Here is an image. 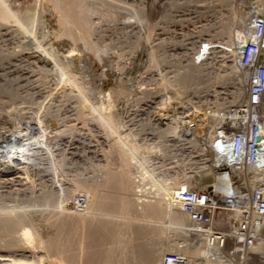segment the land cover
I'll return each instance as SVG.
<instances>
[{"label":"rangeland","instance_id":"rangeland-1","mask_svg":"<svg viewBox=\"0 0 264 264\" xmlns=\"http://www.w3.org/2000/svg\"><path fill=\"white\" fill-rule=\"evenodd\" d=\"M33 1V3H31L32 0L27 1L28 3L26 0L7 1L10 7L22 6L27 9V13L30 12L22 13V15L27 14L23 15L27 23L30 20L27 24L29 34H21L18 29L20 27L15 24L3 26L4 24L0 22V210L9 208L11 211L18 212L25 218V227L29 228L33 225V230L41 229L46 225L47 218L49 225L48 220L52 219V224L56 221L55 219L63 215L65 208L74 210L79 207L85 212L83 205H77L78 201L80 198H85V201L91 199L93 191L91 188L95 187L93 189H98L101 193H103L102 190L104 191L102 196H99L102 199L99 200L104 202V204L101 202L103 207L111 204L114 199H116L114 202L119 203V205L107 206L108 208L113 206L115 212L113 210L111 213L106 210L91 211L93 215L95 212L97 218L93 215L91 218L88 217L89 220L111 221L113 226L110 223V228H115V224L119 226V229L118 226L116 228L117 233L113 235L111 231H116L108 230L112 237L108 232L106 233L107 237L110 235L108 239L111 240L106 241L109 243H105L104 249L107 254H110L111 261H114L112 264H139L135 250L137 251L138 246L142 245L152 244L161 250L159 264L162 263L165 254H171V250L175 251V253L172 251V254H179L178 251L190 242L191 236H182L173 229L167 230L164 219L158 220L157 216L145 214V208L142 207L144 205L136 201V198L142 196L144 200V197L156 196L157 186L154 185L152 177H155L154 180L165 181V183L174 182V178L180 179L184 176L186 179L190 178L188 174L191 171L190 167L197 162V158L201 159V155L199 156L201 153L194 146V144L197 145V137L201 134L203 139H206L212 129L218 125L224 112L241 102V86L247 84V81L245 75L237 70L235 63L243 46L241 26L248 22L249 11L251 6H255L256 0H65L68 5L63 0L64 5L61 4V0ZM30 7H34L37 13L34 9L28 11ZM26 9L23 12H26ZM77 10L83 13L80 19L75 17L74 12ZM32 11L36 14L34 15ZM57 13L61 16L57 17L55 15ZM28 15H31L32 19ZM56 17L62 21H57ZM80 21H83V24ZM130 21L134 24H129ZM238 24H240V30L233 38L234 29ZM43 26L45 28L47 26L46 30ZM63 26L69 28L70 38L76 42L71 49L77 47L76 53L79 51L82 55L78 63L66 61L65 66L69 67L73 75L75 74L76 81L81 84L83 94L86 98L88 97L89 103L96 105L95 107L101 106L99 114L109 116L110 125L115 128V131L117 130L115 134L110 132L106 124L96 120L97 114L92 116L86 112L83 119L77 117L83 106L76 89L62 86L60 75L51 71L49 68L51 66L37 70L32 61L28 62L26 59L28 53L39 51V47L48 49L49 45L53 46L54 40L51 38L56 37V34L60 35L58 28ZM47 29L49 33H45ZM92 30L98 35L93 36ZM52 31L55 34L51 33ZM87 31L88 34L85 33ZM81 33H85V36L89 35L91 39L86 37L87 39L84 40L85 36ZM79 36L83 42L78 40ZM231 38H233L232 42ZM87 40L92 41L91 44ZM80 42L82 45H86L87 42L90 46L87 45V48L84 45L86 48L84 46L81 48ZM141 47L147 48L149 61L143 57L141 64L135 67L136 51ZM81 50L85 53H80ZM93 51H107V54L117 58L112 66H106L98 61L97 56L95 57L96 52L94 54ZM131 68L133 71L128 75ZM127 76L129 79L125 78ZM111 80L116 82L110 87ZM108 89L112 94H109L110 99L98 100L99 94L108 92ZM166 116L169 120L164 119ZM160 117L162 118L158 120ZM172 118H180L181 123L172 121ZM118 136L125 137L124 141L127 140V143L133 145L137 153L143 156V165L135 160L129 161L130 157L120 154L117 146ZM204 142L208 143V139L203 140ZM144 170H148V174H145ZM116 171L126 174L123 173L127 177L125 178L127 184L129 183V189L118 191L108 186L107 189L104 187L106 175ZM150 174L154 175L151 177ZM136 183H140L137 184L139 189H135ZM206 184L208 183L204 182L193 187L203 188ZM98 185L102 190L96 188L99 187ZM99 191L98 194H100ZM117 192L119 195L122 192V196H119ZM105 198H109L108 201L112 200L108 203L104 200ZM119 201L130 203L127 205L124 202L120 205ZM117 206H124L128 212H124L123 207H120L119 211ZM129 207L133 210H129ZM106 212L110 214L109 217ZM104 215L107 216L104 217ZM37 222H45V224L41 223V226ZM229 223L228 226L220 225V227L232 233L234 219L232 218ZM134 226L145 228V234L141 238L133 232ZM86 228L84 227L83 230ZM84 235L86 236V233ZM232 249L228 248L225 252L228 262L262 264L260 263L262 255L258 252L251 251L247 256L249 260L245 257L246 261L243 262L237 251ZM180 254L187 257L185 254Z\"/></svg>","mask_w":264,"mask_h":264},{"label":"bare ground","instance_id":"bare-ground-1","mask_svg":"<svg viewBox=\"0 0 264 264\" xmlns=\"http://www.w3.org/2000/svg\"><path fill=\"white\" fill-rule=\"evenodd\" d=\"M9 0H0V22H2V24H4L3 26H10V25H14L15 26H18L20 28V33L21 34H26L28 33V28H27V24L30 22L27 23V19L25 16L23 15H27L29 13H27V9L22 7V6H16V7H10L8 2L6 4V2ZM14 1V0H13ZM17 1V0H16ZM29 2V0H26V2ZM31 1V0H30ZM45 1V0H43ZM55 1V0H54ZM58 1V0H57ZM68 1V0H67ZM230 1H233V0H230ZM27 2V3H28ZM34 1L32 0L31 3H33ZM50 2V1H49ZM48 2V3H49ZM61 4L62 3V0L60 1ZM63 2H65V0H63ZM254 2V1H253ZM13 3V2H12ZM41 3V2H40ZM57 3V2H56ZM66 3V2H65ZM71 3V2H70ZM69 3V4H70ZM75 3V2H74ZM101 3V1H100ZM251 3V2H250ZM249 3V4H250ZM60 4V5H61ZM68 5V3H66ZM22 5V3H21ZM26 4L24 3V6ZM32 6V4H30ZM34 5V4H33ZM38 5V3H37ZM36 4L34 6H37ZM42 5V4H41ZM64 5V4H63ZM72 5V4H71ZM74 5V4H73ZM232 5V4H231ZM254 5V4H253ZM103 6V5H102ZM27 7V5H26ZM43 7V6H42ZM41 7V8H42ZM45 7V6H44ZM43 7V8H44ZM60 7V6H59ZM64 7V6H62ZM61 7V8H62ZM69 7V6H68ZM71 7V6H70ZM74 7V6H73ZM229 7V6H228ZM231 7V6H230ZM250 7V5H249ZM252 7V6H251ZM29 8V7H28ZM43 8L41 9L43 11ZM56 8V7H55ZM60 8V9H61ZM77 8V7H76ZM254 12H262L264 10V0H256L255 2V7H254ZM24 9H26V12H23ZM31 9H34V7H30V10L28 11H31ZM40 9V8H39ZM248 9V8H247ZM35 10V9H34ZM58 10V9H57ZM63 10V8H62ZM65 10V9H64ZM69 10V8H68ZM75 10V9H74ZM114 10V9H113ZM231 10V9H230ZM250 10V9H249ZM46 11V10H45ZM80 11H83V10H80ZM160 11V10H158ZM33 12V11H32ZM36 12V10L34 11ZM33 12V14H34ZM47 12V11H46ZM51 12V10H50ZM49 12V13H50ZM65 12V11H64ZM253 12V13H254ZM22 13H27V14H23ZM37 13V12H36ZM35 13V14H36ZM60 13V12H59ZM66 13V12H65ZM75 13V17H80L82 16V12L80 13L78 10ZM251 13V11H249V14ZM32 14V15H33ZM34 14V15H35ZM41 14V13H40ZM39 14V15H40ZM62 14V13H60ZM64 14V13H63ZM70 14V12L68 13ZM38 15V16H39ZM49 15V14H48ZM57 17L61 16L59 15L58 16V13L55 14ZM29 16V15H28ZM31 16V15H30ZM29 16V17H30ZM43 16V15H42ZM69 16V15H68ZM71 16V15H70ZM69 16V17H70ZM72 16H74L72 14ZM71 16V17H72ZM86 16V15H85ZM84 16V17H85ZM131 16V15H130ZM34 18H36V16H33ZM51 17V15H50ZM57 19V21H62V19ZM67 17V16H66ZM67 17V18H69ZM70 17V18H71ZM140 17V16H139ZM32 19V17H30ZM65 18V17H63ZM69 18V19H70ZM83 18V17H82ZM91 18V17H90ZM49 19V18H48ZM75 19V18H74ZM43 21V19H41ZM50 20V19H49ZM73 20V19H72ZM89 20V19H87ZM86 20V21H87ZM147 20V19H146ZM23 21V22H22ZM32 21V20H31ZM47 21V20H46ZM65 21V20H64ZM70 21V20H68ZM74 21V20H73ZM71 21V22H73ZM55 22V21H54ZM83 21H80L81 24ZM136 22V21H135ZM143 22V21H142ZM149 22V21H148ZM44 23V22H43ZM51 23V22H50ZM53 23V22H52ZM70 23V22H69ZM74 23V22H73ZM75 23H76V20H75ZM74 23V24H75ZM85 23V22H84ZM127 23V22H126ZM129 24H134V22H128ZM17 24V25H16ZM31 24V23H30ZM41 24V23H40ZM57 24V23H56ZM60 24V23H59ZM79 26V23H77ZM80 24V25H81ZM90 24V23H89ZM88 24V26H89ZM140 24V23H139ZM150 24V23H149ZM55 25V23H54ZM62 25V24H61ZM115 25V24H113ZM138 25V24H137ZM145 25V24H144ZM143 25V26H144ZM2 26V25H1ZM87 26V25H86ZM93 26V25H92ZM96 26V25H95ZM124 26V24H123ZM129 26V25H127ZM132 26V25H131ZM135 26V25H134ZM160 26V25H159ZM247 26H248V23L246 21V25H242L241 27V38H242V43H244V41L246 40L247 38ZM58 27V26H57ZM74 27V25H73ZM81 27H84L81 25ZM80 27V28H81ZM94 27V26H93ZM92 27V28H93ZM101 27V26H100ZM240 24H238L237 27H235V35L233 36L231 34V36H233V38L238 34L237 31L240 30ZM245 27V28H244ZM3 28V27H1ZM16 28V27H14ZM43 28H45V26H43ZM47 28V26H46ZM45 28V30H46ZM56 28V27H54ZM53 28V29H54ZM76 28V27H75ZM86 28V27H85ZM88 28V27H87ZM86 28V29H87ZM91 28V27H89ZM112 28V27H111ZM118 28V27H117ZM120 28V27H119ZM125 28V27H123ZM139 28V27H138ZM142 28V27H141ZM7 29V28H6ZM52 29V28H50ZM57 29V28H56ZM60 29L59 30V34H56V37L54 38H51L54 40V44H51L53 46H55L53 48V46L49 45V48L48 49H43L39 47V51H35V52H32V53H28L27 54V61H32V64L35 65V67L37 68V70H41V69H44L45 67H49L51 69V71H55L57 72L59 75H60V82L62 84V86H68V87H71L72 89H76V92L82 102V106H83V109L82 111L79 112L78 116L80 119H83V116L84 114L87 112V113H90L92 114V116L95 114H97V118L96 120H99L98 122L100 123H104L106 124L109 129H110V132L114 133L117 131H115L111 125H110V122L108 120V117H106L105 115V118L107 119L108 123H106L107 121H105L106 119L103 118L104 116H102L101 114H99V108L101 107L100 104L99 106L100 107H95L96 105H92L91 102L89 103V101L87 100V98L84 96V90L83 88L81 87V84L76 81L77 79L75 78V74L73 75V73H71L69 67H66L65 66V62L69 61V62H74L76 61V63H78V60L81 58L82 55L79 54V51L78 53H76V50L77 49H71L72 48V45H76V42H74L72 40V38H70V30L67 26H63V27H60L58 28ZM74 29V28H73ZM79 29V27H78ZM94 29V28H93ZM144 29V28H143ZM10 30V29H9ZM44 30V31H45ZM55 30V29H54ZM82 30V28H81ZM81 30H79L81 32ZM130 30V29H129ZM142 30V29H141ZM146 30V29H145ZM16 31V30H15ZM32 31V30H31ZM77 31V30H76ZM78 31V33H79ZM85 31V29H84ZM96 31V29H95ZM101 30H99L100 32ZM134 31V30H133ZM50 31L47 29V32L45 33H49ZM74 32V31H73ZM126 32V31H125ZM129 32V31H128ZM163 32V31H162ZM198 32V31H197ZM12 33V32H11ZM51 33H54L53 31ZM58 33V31H57ZM77 33V34H78ZM88 34V31L85 32ZM85 33L84 36H85ZM93 33V30L92 32ZM132 33V32H131ZM141 33V32H140ZM161 33V32H160ZM9 34V33H8ZM14 34V33H13ZM19 34V33H18ZM29 34V33H28ZM55 34V33H54ZM53 34V35H54ZM76 34V35H77ZM80 34V33H79ZM82 34V33H81ZM82 34V35H83ZM86 34V35H87ZM95 36L96 33H93ZM197 34V33H196ZM25 35V36H26ZM48 35V34H47ZM46 35V36H47ZM58 35V36H57ZM64 35H66L65 37H63ZM92 36V34H90ZM98 35V34H96ZM131 35V34H130ZM138 35H139V32H138ZM147 35V34H146ZM210 35V34H209ZM1 36V35H0ZM24 36V35H23ZM49 36V35H48ZM89 36V35H88ZM88 36H85L83 37L84 40H86L87 38H89ZM90 36V37H91ZM132 36V35H131ZM156 36V35H155ZM181 36V35H180ZM20 37V36H19ZM18 37V38H19ZM51 37V36H50ZM74 37V36H73ZM78 37V36H77ZM87 37V38H86ZM102 37V35H101ZM184 37V36H183ZM190 37V36H189ZM37 38V37H36ZM47 38V37H45ZM75 38V37H74ZM80 36H79V39L80 40ZM82 38V40H83ZM86 38V39H85ZM139 38V37H138ZM227 38V36H226ZM229 38V37H228ZM233 38H231V42L233 41ZM10 39V38H9ZM30 39V38H29ZM44 39V38H43ZM91 39V38H89ZM182 39V38H181ZM201 39V38H199ZM77 40V41H78ZM35 41V40H34ZM51 41V40H50ZM81 41V40H80ZM89 41V44H91L90 40H87ZM1 42V41H0ZM45 42V41H44ZM83 42V41H81ZM80 42V47L83 48V46L85 45H82ZM85 42V41H84ZM228 42V41H227ZM3 43V42H2ZM30 43V42H29ZM34 43V42H33ZM36 43V42H35ZM72 43H75V44H72ZM79 44V42H77ZM204 43V42H203ZM207 43V42H206ZM220 43V42H219ZM86 42V47L88 48ZM195 44V43H193ZM38 45V44H37ZM82 45V46H81ZM94 45V43H93ZM214 45V44H213ZM212 45V46H213ZM9 46V45H8ZM78 46V45H77ZM84 46V48H86ZM90 46V45H89ZM14 47V46H13ZM184 47V46H183ZM187 47V46H186ZM205 47V46H204ZM208 47H209V44H208ZM218 47V45H217ZM19 48V47H18ZM90 48V47H89ZM104 48V47H103ZM191 48V47H189ZM213 48H215L213 46ZM225 48V47H224ZM30 49V48H29ZM95 50L99 49V47L94 48ZM112 49V48H111ZM135 49V48H134ZM133 49V50H134ZM184 49V48H183ZM211 49V47H210ZM91 50V49H90ZM89 50V51H90ZM98 50V51H99ZM102 50V49H101ZM138 50V49H137ZM213 50V49H212ZM215 50V49H214ZM7 51V50H6ZM18 51V50H17ZM49 51V52H47ZM88 51V52H89ZM92 51V50H91ZM182 51V50H181ZM192 51V50H191ZM230 51V50H229ZM96 51H93L92 53H94ZM116 52V51H115ZM137 54H136V65H134L135 67L136 66H139L141 63V59L143 57L146 58V61L148 60L147 58V48L146 47H141L138 51H136ZM213 52V51H212ZM2 53V52H1ZM80 53H85L84 51H80ZM3 54V53H2ZM7 54V53H6ZM17 54V53H15ZM95 54V53H94ZM8 55V54H7ZM93 55V54H92ZM80 56V57H78ZM85 56V54H84ZM87 56V55H86ZM85 56V57H86ZM97 56L98 58V61L101 62L102 64H106V66H112V63H114V60L115 58L117 57H113L112 55H109L107 54V51L103 52V51H100V52H96L95 54V57ZM181 56V55H180ZM184 56V55H183ZM186 56V55H185ZM203 56V55H202ZM214 56V55H213ZM217 56V55H216ZM13 57V55H12ZM25 57V56H24ZM75 57H78V58H75ZM94 57V58H95ZM87 58V57H86ZM203 57H201L202 59ZM24 59V58H22ZM123 59V58H122ZM187 59V58H186ZM210 59V58H209ZM214 59V58H213ZM212 59V60H213ZM97 60V59H96ZM151 60V59H150ZM184 60V59H183ZM25 61V59H24ZM97 61V62H98ZM125 61V60H124ZM149 61V60H148ZM185 61V60H184ZM231 61V60H230ZM66 62V63H67ZM98 62V63H99ZM152 62V61H151ZM186 62V61H185ZM184 62V63H185ZM229 62V61H228ZM25 63V62H24ZM149 63V62H148ZM26 64V63H25ZM28 65H30L29 63H27ZM31 64V65H32ZM119 64V63H118ZM79 65V64H78ZM99 65V64H98ZM101 65V64H100ZM115 65V64H114ZM207 65V64H206ZM40 66V68L38 67ZM85 66V65H84ZM34 67V68H35ZM82 67V66H81ZM238 67V66H237ZM77 68V67H76ZM32 69V68H31ZM114 69V68H113ZM137 69V68H136ZM20 70V69H19ZM18 70V71H19ZM109 70V69H108ZM112 70V69H111ZM110 70V71H111ZM237 70H240L241 69L238 67ZM7 71V70H6ZM10 71V70H9ZM32 71V70H31ZM34 71V69H33ZM32 71V72H33ZM43 71V70H42ZM107 71V70H106ZM132 68L129 69L128 71V75L132 73ZM150 71V70H149ZM38 72V71H37ZM105 72V70L103 71ZM242 72V71H241ZM11 73V72H10ZM31 73V72H30ZM46 73V72H45ZM134 73V72H133ZM238 73V71H237ZM20 74V73H19ZM29 74V73H28ZM243 74V73H242ZM22 75V74H21ZM20 75V76H21ZM30 75V74H29ZM31 75H33L31 73ZM121 75V74H120ZM237 75V74H236ZM44 76V75H43ZM57 76V75H56ZM115 76V75H114ZM130 77V76H129ZM42 78V77H41ZM126 79H129L128 76L125 77ZM38 79V78H37ZM115 79V78H114ZM117 80V78H116ZM122 80V79H121ZM126 81V80H125ZM130 81H131V78H130ZM114 80H111V82H109L111 86H114L112 84H114ZM127 82V81H126ZM184 82V81H182ZM58 86V85H57ZM109 86V85H108ZM247 86L248 84H245V85H242L241 86V102H245V99H246V91H247ZM233 88V87H231ZM86 89V88H85ZM83 90V91H82ZM110 89H108V92H104L103 94L100 93L99 94V97H98V100H102L103 98L105 99H110L108 98L111 94V92L109 91ZM114 90V89H113ZM66 92V91H65ZM114 92V91H113ZM70 93V92H69ZM110 94V95H109ZM77 96V95H76ZM211 96V95H210ZM104 99V100H105ZM100 100V101H101ZM99 101V103H100ZM109 101V100H108ZM98 102V101H97ZM104 102V101H102ZM81 106V105H80ZM108 106V105H107ZM80 108V107H79ZM78 108V109H79ZM105 108V107H104ZM76 110V109H75ZM102 111V109H100ZM109 111V109H108ZM78 113V112H77ZM89 116V115H88ZM91 116V115H90ZM91 116V117H92ZM162 117H164V115H161ZM76 117V119H77ZM162 117L158 118L161 119ZM174 117V116H173ZM87 118V117H86ZM85 118V119H86ZM115 118V117H114ZM186 118V117H185ZM95 119V118H94ZM93 119V121H95ZM110 119V118H109ZM164 119L166 120H169V117L166 116ZM171 119V118H170ZM90 120V119H89ZM157 120V121H158ZM180 118H172V121H175L176 123H179L180 122ZM82 121V120H81ZM84 121V120H83ZM87 122V121H86ZM92 122V121H91ZM169 122V121H168ZM174 122V124H176ZM184 122V121H183ZM181 123V122H180ZM97 124V123H96ZM103 124V125H104ZM169 124V123H168ZM172 124V122H171ZM83 125V124H82ZM177 125V124H176ZM101 126V125H100ZM188 126V125H187ZM107 127V128H108ZM167 127V126H166ZM173 127V126H172ZM175 127V126H174ZM123 129V128H122ZM169 129V127H168ZM173 130V129H172ZM108 131V130H107ZM195 131V130H194ZM109 132V133H110ZM120 132V131H119ZM119 132H117L119 134ZM122 132V130H121ZM128 132V131H127ZM165 132V131H164ZM105 133V132H104ZM167 133V132H166ZM172 133V132H171ZM124 134V133H123ZM164 134V133H163ZM162 134V135H163ZM174 134V133H173ZM121 135V133L119 134ZM167 135V134H166ZM197 135V134H196ZM115 136V135H114ZM122 136V135H121ZM121 136H118L117 137V141H118V147H119V150H120V154L123 156L124 155H127L128 158L130 157V160L129 161H137L140 165L142 164L143 165V160H142V157L143 156H140L138 153H137V150L136 148L132 145H129V143H127V140L126 142L124 141V138L125 137H121ZM201 134L197 137L198 138V141L196 142L197 145H195L194 143V146L196 147V149L201 153L199 154V156L204 159V160H207L208 157L210 158V151H209V148L211 147L212 145V138H211V134L208 135V137L206 139H208V143L207 142H204L203 143V140L205 141L206 139H203V137L201 136ZM24 138V137H23ZM30 138V137H29ZM107 140V139H106ZM192 141V140H191ZM192 143V142H190ZM117 148V147H116ZM119 154V155H120ZM125 157V156H124ZM123 157V159H124ZM204 157V158H203ZM119 158V157H118ZM120 159V158H119ZM146 159V158H145ZM118 160V159H117ZM126 160V159H125ZM123 161V160H122ZM127 161V162H129ZM109 162V161H108ZM8 163V162H7ZM106 163V162H105ZM126 163V162H125ZM124 163V164H125ZM7 165V164H6ZM128 165V164H126ZM131 165V164H130ZM145 166V165H144ZM132 167V166H131ZM147 167V166H145ZM203 167V170H206V166H203L201 165L200 168ZM126 168V166H125ZM142 167H140L141 169ZM144 168V167H143ZM148 168V167H147ZM155 168V167H154ZM160 168V167H159ZM146 169V168H145ZM149 169V168H148ZM104 171V170H103ZM115 171V170H114ZM136 171V170H135ZM142 171V169H141ZM146 173L145 174H148L146 170H144ZM117 172V173H116ZM109 172L106 176L107 178L105 179L106 181L103 182V184L105 183L106 186V189H107V186L108 187H111L110 189H116L118 191L120 190H127L129 189V186L127 184V180H126V176L123 175L122 172ZM151 172V171H149ZM157 172V171H156ZM144 173V172H143ZM125 174V173H124ZM126 175V174H125ZM129 175V174H128ZM144 175V174H143ZM142 175V177H143ZM151 175V174H150ZM154 174L151 175V177L153 176ZM135 176V175H134ZM148 176V175H147ZM126 177V178H125ZM148 178V177H147ZM155 178V177H154ZM154 178L152 177V181H154V185L157 186L156 188V196H153L151 198H148V197H144L142 200V196H138L136 199V201H140V204H143L145 209H144V212L145 214H148L150 216H157L158 217V220L159 219H164V221L166 222H163L165 223V227L168 229H173L175 231H178L182 236H188L190 237V242L180 251V253L182 254H185L187 255V258L190 259L189 261V264H233L232 261L231 263L228 262L229 260L226 259L225 257V254L223 255V252L222 250H220L218 247H211L207 241H206V238L204 237H201L202 235L199 234V231L192 228V225L191 223L189 222V220L187 219V217L178 209V207L173 203V200H172V192L175 191V190H180V189H185V188H189V187H193V185L190 183V180L189 179H186L185 176L180 178V179H176L174 178V182H171V183H165V181H158V180H154ZM157 178V177H156ZM162 178V177H160ZM151 179V178H150ZM159 179V178H158ZM165 180V179H164ZM151 181V182H152ZM167 181V180H166ZM173 181V180H172ZM220 181V179H219ZM129 182V181H128ZM142 183V182H141ZM136 183L135 185V189L138 188V184ZM92 185V184H91ZM99 186V185H98ZM103 187V188H104ZM81 188V187H80ZM84 188V187H83ZM95 188V187H93ZM91 188L92 191V198L87 200V201H84L83 203V206H84V211H82L81 209H79V207H76V209L74 210H70L69 208H65L63 209V215L58 217L57 219H55L56 221L51 224V220H48L50 221V225L49 223L47 222V217L49 216L47 214V219H46V225L43 226V228L41 227V229H36V230H33L32 227H25L26 225V221L25 218L21 215V214H18V212L16 213L15 211H11L9 208L8 210H3L1 211L0 210V264H112V262L114 261H111L110 259V254H107V252H105V249H104V246H106L105 243H109V242H106V241H110L111 239H108L110 237V229L113 230V231H116L117 229V226L118 225H114L116 226L115 228H110V223H112L111 221H105L102 222L100 220H96V219H93V220H89V218H91V215H93V212L91 211H99V210H103V211H108V213L110 212L111 213V210L114 209V207H110L108 208L107 206H110V205H119V203H116L117 201L114 202V196H113V199H110L112 200L113 202H111V204L109 203L110 200L108 201V199L110 198V194H109V198H105L104 200L108 201L109 204L104 205L105 207H103L102 205L104 204V202L100 201L99 199H101L99 196H102L101 194L104 193V191L102 189H100V186L99 187H96V188H99L100 190H102L103 193H101V191H99L98 189H93ZM133 188V187H132ZM76 189V188H75ZM105 189V188H104ZM106 189H105V192H106ZM109 189V188H108ZM134 189V188H133ZM139 189V188H138ZM77 190V189H76ZM88 190V189H87ZM100 194H98V191ZM111 190H109L110 192ZM113 191V190H112ZM115 191V190H114ZM154 191V190H153ZM225 191V189H223V192ZM116 192V191H115ZM126 192V191H125ZM136 193H138L139 191H135ZM87 193V192H86ZM110 193H113V192H110ZM134 193V192H133ZM243 193V192H242ZM118 194V192H117ZM121 195L119 196H122V192L120 193ZM125 194V193H124ZM113 195V194H112ZM111 195V197H112ZM128 195V194H127ZM136 196V194H134ZM105 196V194L103 195ZM106 196V197H107ZM129 196V195H128ZM132 196V194H131ZM50 197V196H49ZM117 197V195H116ZM126 197V196H125ZM104 198V197H103ZM119 198V197H117ZM122 198V197H121ZM102 200V199H101ZM119 200V199H117ZM126 200H128L126 198ZM125 200V201H126ZM49 201V200H48ZM56 201V200H55ZM124 201V202H125ZM135 201V198H134V202ZM42 202V201H41ZM103 204H102V203ZM120 202V201H119ZM124 202H120V205L121 204H124ZM127 203H130L129 201ZM125 202V204H127ZM139 203V202H138ZM146 205H145V204ZM57 205V204H56ZM78 205V204H77ZM128 205V204H127ZM134 206V205H133ZM146 206V207H145ZM107 207V208H106ZM118 207V206H117ZM120 207H123L124 209V206H119L118 207V210L120 211ZM58 208V207H57ZM105 208V209H104ZM128 208V207H127ZM117 209V208H115ZM122 209V208H121ZM20 210V209H18ZM57 210V209H56ZM125 210V209H124ZM128 210V209H126ZM126 210L124 212H126ZM129 210H133V209H130L129 207ZM115 212V210H113ZM117 211V212H119ZM135 211V210H134ZM140 211V210H139ZM50 212V210H49ZM100 212V211H99ZM98 212V213H99ZM128 212V211H127ZM126 212V213H127ZM140 213V212H139ZM32 214V213H31ZM43 214V213H42ZM54 214V213H53ZM107 214V212H106ZM124 214V213H123ZM35 215V214H34ZM55 215V214H54ZM59 215V214H58ZM90 215V216H89ZM101 215V214H100ZM108 215V214H107ZM107 215H104L107 216ZM125 215H128V214H125ZM30 216V215H29ZM93 216H96L95 218H97V215L95 214L94 212V215ZM110 214L107 216L109 217ZM115 217V215H113ZM103 217V218H104ZM120 217V216H119ZM129 217V216H128ZM135 217V216H134ZM130 218V217H129ZM149 218V217H148ZM231 218H234L236 221L240 219V213L239 211H231V212H228V211H223L222 213H220V219L218 220V222L216 223V225L218 227H220V225H223L224 227L225 226H228L230 223H229V220ZM27 219V218H26ZM41 219V218H40ZM99 219V218H98ZM113 219V217H112ZM118 219V218H117ZM116 219V220H117ZM120 219V218H119ZM161 219V220H162ZM30 220V219H29ZM126 220V219H124ZM143 220V219H142ZM186 220V221H185ZM39 221V220H38ZM119 222V220H118ZM126 222V221H125ZM142 222V221H141ZM31 223V222H30ZM38 223V222H37ZM40 223V222H39ZM38 223V224H39ZM42 223V222H41ZM40 223V225H41ZM48 223V224H47ZM115 223V222H114ZM130 223V222H129ZM143 223V222H142ZM155 223V222H153ZM45 224L42 223V225ZM151 224V223H150ZM31 225V224H30ZM29 225V226H30ZM41 225V226H42ZM48 225V226H47ZM133 225V224H132ZM152 225V224H151ZM154 225V224H153ZM157 225V224H156ZM28 226V224H27ZM112 226H113V223H112ZM38 227V226H37ZM84 227H87L86 230H83ZM135 227V226H134ZM133 227V228H134ZM156 227V226H155ZM162 227V225H161ZM237 227V224L234 225V229ZM118 229H119V226H118ZM126 229V228H125ZM123 229V230H125ZM145 228H141L140 227H135L133 229V232L135 234H138V238H141L142 235L145 234V231H144ZM220 229H223L220 227ZM109 230V232H108ZM122 230V232H123ZM128 230V229H127ZM132 230V228L130 229ZM86 231V232H84ZM118 231V230H117ZM116 232H112V235L113 233H117ZM155 231V229H154ZM166 231V230H165ZM109 233V237H107L106 233ZM84 233H86V236L84 235ZM121 233V232H120ZM124 234V233H123ZM111 235V237H112ZM129 235V234H128ZM118 236V235H117ZM134 237V236H133ZM76 238V239H74ZM119 238V237H118ZM115 239V238H113ZM122 239V237H121ZM131 239V238H130ZM129 239V240H130ZM144 239V238H143ZM124 241V240H123ZM121 242V241H120ZM119 242V243H120ZM231 237L228 236V245H227V248H226V251L228 250V248H231ZM118 243V242H117ZM142 243V242H141ZM151 243V242H149ZM113 244V242H112ZM143 244V243H142ZM140 245V244H138ZM137 245V246H138ZM113 246V245H112ZM123 247V246H122ZM139 249L136 251L135 250V254L137 256V258L139 259V261L137 263L139 264H159V259H160V256H161V250L158 249L156 246L152 245V244H149L147 246H144L142 245L141 247L138 246ZM137 247V248H138ZM159 247V246H158ZM121 248V247H120ZM125 248V247H124ZM109 249V248H108ZM114 249V248H113ZM136 249V248H135ZM235 250V249H234ZM113 251V250H112ZM134 251V250H133ZM174 250H171L170 253L172 254ZM237 251V250H235ZM251 251H254V252H258L261 256V261L260 263L263 264L264 262V234L261 236V239L259 241V243L257 245H254L252 246L250 249H249V253ZM110 252V251H109ZM114 252V251H113ZM111 253V252H110ZM115 253V252H114ZM133 253V252H132ZM175 253V251H174ZM177 253V251H176ZM179 253V254H180ZM114 255V254H113ZM118 255V254H117ZM120 255V253H119ZM130 255V254H129ZM113 257V256H112ZM118 257V256H117ZM132 257V255H131ZM109 258V259H108ZM108 259V260H107ZM247 260H249V258L247 257L246 258ZM133 260V258H132ZM118 261V260H117ZM227 262V263H226ZM115 264V263H114ZM119 264V263H118ZM162 264V263H160Z\"/></svg>","mask_w":264,"mask_h":264},{"label":"built area","instance_id":"built-area-1","mask_svg":"<svg viewBox=\"0 0 264 264\" xmlns=\"http://www.w3.org/2000/svg\"><path fill=\"white\" fill-rule=\"evenodd\" d=\"M254 7L235 63L248 84L245 102L224 112L211 131L210 158H197L189 169L192 185L208 184L172 192L173 203L211 247L224 255L230 236L231 248L243 262L264 234V10L254 12ZM84 201L80 198L78 205ZM223 211L240 213L239 220L233 218L237 227L232 233L216 225ZM162 264H189V260L181 254H165Z\"/></svg>","mask_w":264,"mask_h":264}]
</instances>
